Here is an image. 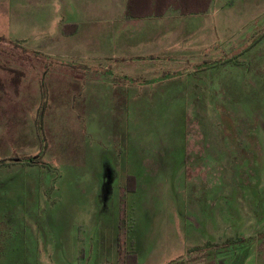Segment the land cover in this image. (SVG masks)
Masks as SVG:
<instances>
[{
  "label": "rangeland",
  "instance_id": "374dc122",
  "mask_svg": "<svg viewBox=\"0 0 264 264\" xmlns=\"http://www.w3.org/2000/svg\"><path fill=\"white\" fill-rule=\"evenodd\" d=\"M33 1L0 0V264H264V0H215L164 74L66 60Z\"/></svg>",
  "mask_w": 264,
  "mask_h": 264
},
{
  "label": "crops",
  "instance_id": "0c3cea01",
  "mask_svg": "<svg viewBox=\"0 0 264 264\" xmlns=\"http://www.w3.org/2000/svg\"><path fill=\"white\" fill-rule=\"evenodd\" d=\"M138 1L139 6L134 11L136 14L132 16L127 13L128 0H35L32 4L30 2L31 28L45 35L48 33V38L55 34L61 42L60 54L67 57L68 61L80 59L77 62L83 65H103L107 62L111 68L115 63L146 64L149 63L147 58H150V62H158L154 60L158 57L166 67L164 74L179 63L178 56L173 54L176 53L174 48H178L173 40L175 34L179 36V30L187 32L193 20L205 18L215 0L207 12L189 15H182L173 7L162 15H154L153 12L159 9L158 5L155 7L157 0ZM53 9L54 13L50 17L48 11ZM41 17L49 19L46 20L45 30L38 29L39 23L44 21ZM69 25H75L76 28L74 32L66 34L63 29ZM153 38L156 39V45L161 42V47L156 46V50L150 54L139 53L141 45ZM111 45H115L117 51L127 47L124 52H117L108 48ZM185 49H188L187 45ZM135 51L136 54L131 56ZM156 53L160 55L155 56ZM218 260L219 257L215 262Z\"/></svg>",
  "mask_w": 264,
  "mask_h": 264
},
{
  "label": "trees",
  "instance_id": "16d2710c",
  "mask_svg": "<svg viewBox=\"0 0 264 264\" xmlns=\"http://www.w3.org/2000/svg\"><path fill=\"white\" fill-rule=\"evenodd\" d=\"M213 0H157L155 2V7L158 5L159 9L155 10L153 12L154 15H162L166 10L173 7L180 11L182 15H189V14H200L205 13L210 9V6L212 4ZM136 6H139L138 0H128L127 3V13L128 15L135 16L136 14L135 8ZM76 26L75 25H69L67 27H64L63 32L64 33H72L74 32ZM12 73V84L16 92L18 91L21 80L25 76L24 72L22 70L18 69H9ZM5 87V83L3 79L0 77V90H3ZM136 178L135 176L128 175L126 177L125 181V188L128 192H134L136 190ZM119 248L121 247V241L119 238ZM119 252L121 253V248L119 249ZM124 264H138V254L135 251H127L124 255Z\"/></svg>",
  "mask_w": 264,
  "mask_h": 264
}]
</instances>
